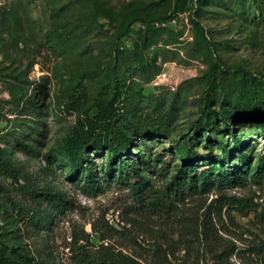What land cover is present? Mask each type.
Instances as JSON below:
<instances>
[{"label": "rangeland", "instance_id": "374dc122", "mask_svg": "<svg viewBox=\"0 0 264 264\" xmlns=\"http://www.w3.org/2000/svg\"><path fill=\"white\" fill-rule=\"evenodd\" d=\"M113 131L161 200L118 183L129 171H111ZM179 148L195 154L184 195ZM18 183L73 209L41 230ZM79 246L264 264V0H0V264H69Z\"/></svg>", "mask_w": 264, "mask_h": 264}, {"label": "trees", "instance_id": "16d2710c", "mask_svg": "<svg viewBox=\"0 0 264 264\" xmlns=\"http://www.w3.org/2000/svg\"><path fill=\"white\" fill-rule=\"evenodd\" d=\"M89 143L86 141L76 142L69 150L75 156V158L81 159L82 153H85ZM108 151L112 154L113 163L110 164L111 171L114 168L123 167L124 165L128 169L127 176L123 175L118 178V183L128 184L131 192H133L141 200L146 201L150 196L154 198L155 201L161 200L159 191L154 190V183L156 179L155 172H152V176L148 179H142L139 177V171L146 162L142 159L135 163L136 159L132 160L131 163L127 161L130 157V146L131 140L125 137L121 132L113 131L112 136L107 143ZM95 150L98 152L102 150L101 147H96ZM182 156L186 157L185 165L181 169V175L173 177V189L177 195H184L186 191L191 190L193 185L188 181L191 174L194 172L195 166V154L189 149H177ZM120 156V157H119ZM122 156V157H121ZM124 156L127 158L123 159ZM83 159V158H82ZM84 160V159H83ZM126 160V161H124ZM213 162L217 159L214 158ZM159 162V161H158ZM216 166H208L206 171L211 174L215 171ZM208 173V174H209ZM133 175V179L129 180V176ZM223 174V172H222ZM205 175V173H204ZM193 177V176H191ZM238 181L237 177L231 175L229 178L216 179L214 185L216 187H221L226 184H233ZM193 182V180H192ZM17 190L21 192L25 200L30 204L27 214L30 219L39 226L41 230H46L52 232L53 227L62 219V217L67 214V211L73 209L74 202L71 200L69 195L60 193L56 190L49 188H38L27 184H17ZM84 190L89 194H96L103 190V186L99 182H94L91 185H84ZM162 262V261H161ZM37 264H63V263H52L46 260H40ZM69 264H144L139 259L121 253L114 252L106 248V250H101L98 252L88 251L87 248L79 246L73 249L72 261ZM162 264H167L163 263Z\"/></svg>", "mask_w": 264, "mask_h": 264}]
</instances>
